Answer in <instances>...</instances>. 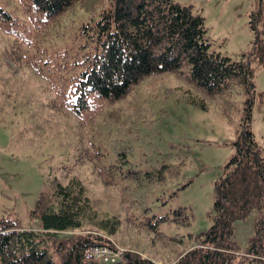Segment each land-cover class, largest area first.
I'll list each match as a JSON object with an SVG mask.
<instances>
[{
  "label": "trees",
  "instance_id": "obj_1",
  "mask_svg": "<svg viewBox=\"0 0 264 264\" xmlns=\"http://www.w3.org/2000/svg\"><path fill=\"white\" fill-rule=\"evenodd\" d=\"M251 1L254 9L247 13V26L254 34L252 47L233 60L211 50L204 18L191 5L174 0H0L4 36L0 66L31 72L36 80L33 95H44L45 102L49 97V107H65L79 115L88 111L93 100L113 104L145 77L163 73L180 77L183 98L202 110L218 98L245 94L235 152L214 183L209 228L195 238L189 235L187 242L194 245L168 264H264V151L250 129L251 64L264 63V0ZM100 2L105 7L97 19L80 26L78 39L60 49L53 47V39L47 38L50 29L77 10L92 13ZM8 75H0V81L17 85L13 74ZM143 110L144 102L137 103L128 115L134 125ZM110 141L114 161L97 168V175L103 185H117L124 217L100 213L78 178L71 176L63 183L47 172L29 212L37 230L24 227L16 217L0 218V264H159L127 251L126 263L82 262L85 248L111 247L100 233L114 235L124 221L134 231L153 235L155 243L170 239L159 230L160 223L180 227L192 220L186 207L174 209L171 215L148 216L149 193L155 187L163 191L167 182L177 178L180 164L139 168L128 159L134 150L131 140L110 137ZM86 156L87 161L104 157L98 150H88ZM250 212L253 231L247 248L240 251L233 224ZM76 230L81 233L58 235ZM173 239L188 244L181 236Z\"/></svg>",
  "mask_w": 264,
  "mask_h": 264
},
{
  "label": "rangeland",
  "instance_id": "obj_2",
  "mask_svg": "<svg viewBox=\"0 0 264 264\" xmlns=\"http://www.w3.org/2000/svg\"><path fill=\"white\" fill-rule=\"evenodd\" d=\"M174 1L191 5L193 12L204 18L211 50L233 60L251 50L254 34L247 26V13L254 9L251 0ZM101 7H105L103 2L92 13L77 10L50 29L47 38L53 39V47L60 49L78 39L80 26L97 19ZM3 38L0 34V49ZM251 67L254 95L250 129L264 151V63L252 61ZM8 71L0 66V75L13 74L12 82L17 85L0 81V218L16 217L24 227L37 230L38 224L30 219L29 212L47 172L63 183L71 176L78 178L100 213L123 218L117 185H103L97 175V168L114 161L112 137L133 142L128 159L139 168L162 163L181 165L179 176L167 182L163 191L155 187L149 193L148 216L171 215L178 207H186L192 214L187 226L160 223L159 230L170 237L164 243L159 239L152 243L153 235L134 231L125 221L114 235L100 233L125 259L115 263H126L127 252L159 264L171 263L181 250L194 245L187 242L189 235L195 238L209 228L207 215L212 210L214 183L235 152L233 142L244 122V93L218 98L202 110L183 98L180 77L163 73L145 77L130 94L113 104L95 99L87 112L77 115L65 107H49V97L45 102L44 95H33L36 80L31 72ZM141 102L146 110L140 112L142 118L134 125L128 115ZM88 150H98L104 157L87 161ZM253 219L250 212L233 224V238L240 251L247 248ZM80 233L76 230L58 235ZM174 236H181L188 244L175 241ZM83 252V263H95L86 260Z\"/></svg>",
  "mask_w": 264,
  "mask_h": 264
},
{
  "label": "built area",
  "instance_id": "obj_3",
  "mask_svg": "<svg viewBox=\"0 0 264 264\" xmlns=\"http://www.w3.org/2000/svg\"><path fill=\"white\" fill-rule=\"evenodd\" d=\"M83 254L86 260H90L95 263H115L119 260L125 261L119 250L106 245L90 246L84 250Z\"/></svg>",
  "mask_w": 264,
  "mask_h": 264
}]
</instances>
